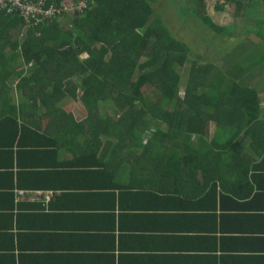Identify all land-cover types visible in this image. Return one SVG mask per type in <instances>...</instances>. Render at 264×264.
I'll return each instance as SVG.
<instances>
[{"label":"crops","instance_id":"crops-1","mask_svg":"<svg viewBox=\"0 0 264 264\" xmlns=\"http://www.w3.org/2000/svg\"><path fill=\"white\" fill-rule=\"evenodd\" d=\"M15 68H0V264H264L260 105L244 125L239 94L221 105L213 95L191 125L202 134L146 113L125 137L107 101L52 102L33 85L48 75L18 86ZM239 86L264 101V89ZM37 94L47 102L32 104Z\"/></svg>","mask_w":264,"mask_h":264},{"label":"trees","instance_id":"trees-1","mask_svg":"<svg viewBox=\"0 0 264 264\" xmlns=\"http://www.w3.org/2000/svg\"><path fill=\"white\" fill-rule=\"evenodd\" d=\"M206 1L196 0L178 15L184 19L185 27L189 28L187 24L195 21L199 27L207 28L214 34H224L228 26L218 25L215 19L228 12L225 5H231V17H235V21H238L241 10L247 19L251 13L254 25L245 32L264 39V33H257L264 32V0H223L222 3H218L220 0H209L210 9L205 8ZM153 2L86 0L84 14L82 17L71 16L69 29H60L62 24L58 22L30 27L25 30L20 44L16 40L22 30L20 19L16 15L0 13V68L29 66L30 71L28 68V73L20 78L18 86L28 80V76L35 77L39 72H44L48 75L47 79L33 85L35 89L40 86L42 90L49 86L51 95L56 93L50 97L52 102L64 100L62 102L65 103L72 99L89 108L107 101L112 110L118 113L110 120L112 132L118 129L116 131L125 137H134L138 115L146 113L157 114L165 124L169 116L168 127L179 132L202 134L203 130H194L191 125L194 117L204 113L200 105L212 107L206 102L213 95L221 105L231 98L234 100L239 94L237 106L240 122L246 125L258 121L260 110L255 90L239 84L248 66L254 65L252 62L259 65L264 59L262 42H258L261 44L257 47L261 45L262 51L257 53L256 58L248 59V51L241 49L229 66L224 65L223 70L210 74L208 68H215V65L194 66L198 57L189 60L190 45L171 35L161 13L154 9ZM188 18L194 21L189 22ZM258 43H252V47ZM6 47L9 48L8 52H4ZM83 52L85 56L79 58ZM16 59L17 64L10 65ZM62 63L65 65L63 68ZM186 63L189 68L183 77V95L180 98L176 93L181 91L180 75ZM145 85L157 92L161 103L168 104L170 111L163 107L157 110L158 102L151 104L142 89ZM37 96L31 99L32 104L36 100L41 104L47 102V99ZM5 104H8L7 101ZM222 113L224 118H231L232 112L227 107ZM141 123L146 125V121ZM121 126H125V129H121Z\"/></svg>","mask_w":264,"mask_h":264},{"label":"rangeland","instance_id":"rangeland-1","mask_svg":"<svg viewBox=\"0 0 264 264\" xmlns=\"http://www.w3.org/2000/svg\"><path fill=\"white\" fill-rule=\"evenodd\" d=\"M49 1H55L56 3L61 2L62 0H49ZM58 1V2H57ZM66 1H72V0H66ZM196 0H154L152 3L154 9L156 11H159L161 13V18L162 20L166 23L171 35L174 37L178 38L181 40L183 43L186 45H190V53L188 54L189 60L191 61L192 59H195L198 57L199 60L195 61L194 66H208V65H215V68H208L210 71V74H214L216 70H223V66H229V64L235 60V57L241 52V49H246L248 51L247 58H256L257 53L262 51V46H264V39L260 40L258 37L254 36L251 33L245 32L248 29H251L250 26L254 25V22L252 21L251 13L249 12V19L243 16V10L239 12V18L238 21H235V17H231L232 15V7L231 5H225V8L228 10V12H224L219 18L216 17L215 23L221 26H228V29L224 34L219 33V34H214L212 31L208 30L207 28L204 27H199L198 23H195L193 19H186V22H192L190 24H187L189 28L185 27L184 24V19L180 18L178 15L185 10L187 6H190L191 3L194 4ZM207 0L206 7L209 8L211 7V2H208ZM223 0H220L218 3H222ZM180 7V9H179ZM70 17L71 16H62L53 22H58L59 24H62L59 26L60 29H69L70 25ZM79 17H82L80 15ZM188 20V21H187ZM51 22V23H53ZM22 24V23H21ZM49 24V23H48ZM68 25V26H67ZM234 26V28H230V26ZM40 26V25H39ZM248 26V28L246 27ZM24 32L25 30L19 31L17 34L16 40L17 43L20 44L24 37ZM22 33V34H21ZM257 33H264L263 31H258ZM203 39V41L198 40V37ZM259 41L262 42V46L260 45L257 47L259 44ZM252 43L256 44V46L252 47ZM256 47V48H254ZM254 49V50H253ZM256 49V50H255ZM5 51L8 52L9 48H5ZM234 55V56H233ZM85 56V53L79 54V58H83ZM188 60V62H189ZM193 62V61H192ZM254 65L250 64L248 66V70L245 72V76L241 78V84L244 85H252L253 88L258 89L261 91V89H264V59L259 63V65L255 64L252 62ZM65 67V65L62 63L61 68ZM28 68L29 66H19L14 69V72L18 71L23 72V75L25 73H28ZM188 68L189 64H185L183 70L181 71L182 74L180 75L181 77V84H179V90H182L183 87L182 82L184 80L183 77L186 76L188 73ZM31 68H29L30 71ZM5 73V72H1ZM0 77L3 78V80L8 81V77H4L1 75ZM7 76V75H5ZM256 78V79H255ZM251 79H254V82H251ZM240 81V80H239ZM9 83V82H8ZM143 91L146 93L153 92L152 88L149 87V85H145L143 88ZM177 94V93H176ZM259 95H261L259 93ZM259 99L261 100L260 96H258ZM258 99V105H260V109L264 110V101L261 100L259 102ZM168 106V104L165 105ZM102 107V106H101ZM164 108V109H165ZM106 110L110 108H105ZM80 111V110H79ZM112 112V110H111ZM152 133H150L151 135ZM149 135V136H150ZM159 136L161 134H158ZM149 138H146V141ZM143 142V141H142Z\"/></svg>","mask_w":264,"mask_h":264},{"label":"built area","instance_id":"built-area-1","mask_svg":"<svg viewBox=\"0 0 264 264\" xmlns=\"http://www.w3.org/2000/svg\"><path fill=\"white\" fill-rule=\"evenodd\" d=\"M86 0H0V13L16 15L22 29L48 24L62 16H80L86 10ZM22 34V33H21Z\"/></svg>","mask_w":264,"mask_h":264}]
</instances>
